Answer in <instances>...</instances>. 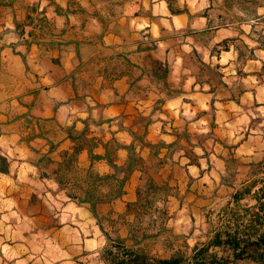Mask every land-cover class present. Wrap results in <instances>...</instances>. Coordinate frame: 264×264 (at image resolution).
Wrapping results in <instances>:
<instances>
[{
  "label": "crops",
  "instance_id": "crops-1",
  "mask_svg": "<svg viewBox=\"0 0 264 264\" xmlns=\"http://www.w3.org/2000/svg\"><path fill=\"white\" fill-rule=\"evenodd\" d=\"M223 11L0 0V264H262L264 60L213 54Z\"/></svg>",
  "mask_w": 264,
  "mask_h": 264
},
{
  "label": "rangeland",
  "instance_id": "rangeland-1",
  "mask_svg": "<svg viewBox=\"0 0 264 264\" xmlns=\"http://www.w3.org/2000/svg\"><path fill=\"white\" fill-rule=\"evenodd\" d=\"M210 1L212 2L210 3L209 0H169L170 4H172L173 9L175 10L185 8L192 12V16H210L214 25H216V23L219 21V8H222V10L225 9V11H223V21L221 23L222 25H226V27H231L234 32V36L225 39L224 43L219 45V47H214L213 54L217 56L220 55L221 52L233 50V53L229 54V57H233L234 53L237 52L240 56H242L240 60L246 61L248 58L252 59L253 56V58L255 57L257 61L263 62L264 54L260 53V50L264 51V0ZM114 15L116 16L117 14H113V16ZM249 26H251V28ZM195 36V38L200 40L202 43H208L214 37L211 32L207 34L196 33ZM200 42L197 46H200L201 51H205V47H203ZM206 48L210 49V44L207 45ZM200 53L201 54H198L197 51L192 53V64L194 69L201 73L204 79H206V77H213V79H217V73L212 71L208 65H205L202 62L201 57H203L204 54L203 52ZM257 65L259 69L261 63H258ZM234 70L237 72V74L247 75L246 70L248 71V68H245L243 61H239L238 64H236ZM258 74L261 76L257 79L258 85H260L264 82V66L260 68ZM257 106L260 107L259 104ZM257 115H262L263 117L257 118V124H260L262 121H264V109L260 108ZM115 246L116 244L113 243L112 248ZM261 255V253H257V259H260ZM109 257L112 258L113 256L111 257V255H109ZM96 261L97 259L93 257L92 262L94 264H98ZM116 262L117 260L115 262L112 261V263Z\"/></svg>",
  "mask_w": 264,
  "mask_h": 264
},
{
  "label": "trees",
  "instance_id": "trees-1",
  "mask_svg": "<svg viewBox=\"0 0 264 264\" xmlns=\"http://www.w3.org/2000/svg\"><path fill=\"white\" fill-rule=\"evenodd\" d=\"M264 48V47H263ZM2 170H5V167L2 168ZM256 246L262 247L264 246V240H260ZM119 247V246H118ZM113 256V257H112ZM111 259L113 262L116 261V257L112 255ZM259 262H262L264 264V255H261L260 259H257ZM135 264H147L146 260L143 258H138L133 261ZM156 264H180L179 259H173V260H160L157 261ZM193 264H231L230 261L226 259H218L214 256L208 257L205 251L199 252L196 257L194 258Z\"/></svg>",
  "mask_w": 264,
  "mask_h": 264
},
{
  "label": "clouds",
  "instance_id": "clouds-1",
  "mask_svg": "<svg viewBox=\"0 0 264 264\" xmlns=\"http://www.w3.org/2000/svg\"><path fill=\"white\" fill-rule=\"evenodd\" d=\"M197 151H199V150L197 149ZM201 163L203 164L204 162H203V161H201ZM193 171H195V170H193ZM22 264H23V262H22Z\"/></svg>",
  "mask_w": 264,
  "mask_h": 264
}]
</instances>
